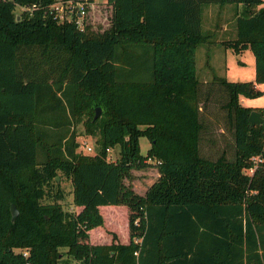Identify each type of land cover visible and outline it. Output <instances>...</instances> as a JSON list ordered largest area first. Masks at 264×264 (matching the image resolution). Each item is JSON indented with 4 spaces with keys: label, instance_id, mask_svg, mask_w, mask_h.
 <instances>
[{
    "label": "trees",
    "instance_id": "1",
    "mask_svg": "<svg viewBox=\"0 0 264 264\" xmlns=\"http://www.w3.org/2000/svg\"><path fill=\"white\" fill-rule=\"evenodd\" d=\"M57 1L69 0H0V264H264V153L249 171L264 122L248 119L264 109L240 101L264 83V0H108L101 32L79 27L74 13L56 18ZM212 3L233 6L235 36L221 42L252 50L253 80L198 79L195 50L214 40L202 9ZM216 89L233 154L212 159L200 139ZM79 123L98 135L92 155L76 150ZM148 159L159 175L139 194L124 179ZM58 172L79 211L57 200ZM110 205L126 210L124 240L105 226ZM98 226L104 242L89 238ZM24 247L27 256L15 251Z\"/></svg>",
    "mask_w": 264,
    "mask_h": 264
},
{
    "label": "rangeland",
    "instance_id": "2",
    "mask_svg": "<svg viewBox=\"0 0 264 264\" xmlns=\"http://www.w3.org/2000/svg\"><path fill=\"white\" fill-rule=\"evenodd\" d=\"M216 4H207L202 9V30L205 32L211 30L214 32L213 41L200 43L195 50V66L198 79L209 80L212 76L225 77L228 80H253L254 79V54L248 47L240 52H236L230 46H225L221 41L235 36V13L233 9H227L228 4L224 6L223 11L214 13L211 9ZM262 5V4H261ZM20 6H16L14 11L19 13ZM76 14L79 27L89 26L94 32H101L108 28L111 23L112 4L108 0H94L87 4L85 13L77 14L78 8L73 10ZM62 16L60 20L73 18L72 11L60 7L58 11ZM261 92L256 96H241L240 101L247 106H253L264 109V83L260 84ZM224 96L220 89H216L213 97L206 101L203 106L204 129L200 139V151L202 155L209 158H216L222 151L227 157L233 154V134L227 127L225 109L221 106ZM77 148L76 150L83 154H94L98 149L97 134L87 133L82 123L77 124ZM150 141L146 136H140L139 146L141 153H145L149 147ZM88 146L91 148L88 149ZM118 146L108 149V157L115 159L118 156ZM159 172L154 159H148V164L141 167L131 168V174L125 178V182L139 194H143L149 185L158 177ZM57 181L53 185V191L59 188L61 197L57 200L68 212H77L81 206L74 204L72 194V183L69 177L58 172ZM108 208L102 207L106 218L105 226L116 230L120 239L126 238L127 216L124 207L117 208L114 212L108 214ZM92 232V236H94ZM105 240V238L103 239ZM62 251L65 248L61 249ZM66 258L61 257V262ZM73 263L78 264L73 258H68Z\"/></svg>",
    "mask_w": 264,
    "mask_h": 264
},
{
    "label": "built area",
    "instance_id": "3",
    "mask_svg": "<svg viewBox=\"0 0 264 264\" xmlns=\"http://www.w3.org/2000/svg\"><path fill=\"white\" fill-rule=\"evenodd\" d=\"M33 7L35 6V4L32 5ZM60 7L64 8V9H68L70 11H72V13L74 12L73 10L78 8L77 14L81 13H85V8L86 5L81 2V1H72L69 0L66 3H62L60 1L55 2L54 4H52V12L54 13V16L56 18L59 19L60 16H62L58 11L60 9ZM91 147L88 146V149H90ZM263 153H264V145H263V149L262 152L251 156L253 165L249 168V171L252 172L253 169L258 165V163H260L263 160ZM137 242H139L141 239L140 238H136L135 239ZM15 251L17 252H21L22 255L27 256L28 255V248L24 247V248H16ZM26 264H29V261H26Z\"/></svg>",
    "mask_w": 264,
    "mask_h": 264
},
{
    "label": "crops",
    "instance_id": "4",
    "mask_svg": "<svg viewBox=\"0 0 264 264\" xmlns=\"http://www.w3.org/2000/svg\"><path fill=\"white\" fill-rule=\"evenodd\" d=\"M224 6L225 5H223V6H220V5H215L214 7H212V11L216 14V13H218V12H221V11H223V9H224ZM227 6V5H226ZM227 9H233V6L232 5H230V4H228V7H226ZM234 10V9H233ZM260 84H262V83H257L256 85H257V87H259L260 86ZM260 88V87H259ZM113 207V208H112ZM120 207H124V206H115V205H110V206H107V208L108 209H110V213H111V211H115V209L116 208H120ZM100 209H101V206H100ZM92 232H94V236H92ZM104 235H103V233H102V231H101V226H98V227H94V228H92V229H90L89 230V238H90V240L91 241H95V242H104L103 241V239H104Z\"/></svg>",
    "mask_w": 264,
    "mask_h": 264
},
{
    "label": "water",
    "instance_id": "5",
    "mask_svg": "<svg viewBox=\"0 0 264 264\" xmlns=\"http://www.w3.org/2000/svg\"><path fill=\"white\" fill-rule=\"evenodd\" d=\"M99 113H100V107H96L94 117L99 115ZM248 119H249L251 124L264 122V116H262L261 111H258L255 109L250 111ZM10 209H11V214H12L11 219L14 220V218L16 217V215L18 213V210H17L16 206L14 205V203H11Z\"/></svg>",
    "mask_w": 264,
    "mask_h": 264
}]
</instances>
